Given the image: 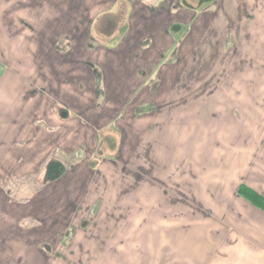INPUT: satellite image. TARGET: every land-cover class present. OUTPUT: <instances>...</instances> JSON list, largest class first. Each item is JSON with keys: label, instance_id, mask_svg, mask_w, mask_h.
<instances>
[{"label": "crops", "instance_id": "0c3cea01", "mask_svg": "<svg viewBox=\"0 0 264 264\" xmlns=\"http://www.w3.org/2000/svg\"><path fill=\"white\" fill-rule=\"evenodd\" d=\"M46 1L38 0V4L31 5L22 0H0V262L6 263L18 261V253L15 252L24 248L20 246L21 249L12 250L13 255H10L6 253L8 247L24 245L25 241L18 242L17 237H12L8 242L5 238L10 217L21 214L18 209L10 208L14 205L19 207L13 199L14 190L8 186L14 179L17 182L21 180L19 174H10L9 171L10 166H17L15 161L26 160L23 166H39V171H36L38 181L43 174L41 169L49 161L59 159L65 166L63 173H55V180H47L50 186L45 192L37 191L38 200L30 204L32 213H35V207L38 209L40 206L38 202L58 208L51 211L54 213L74 214L77 207L87 208L86 192L90 190V182H105L106 178V182L112 181L107 189L120 181L125 188L133 190L130 196L135 192L134 197L152 198L144 189L159 186V192L166 198L216 196L210 178L216 171L213 168L217 167V161L216 156L209 158L210 155L206 154V145H197L195 149L188 142L189 137L183 138L187 141L186 146H182L184 167L177 163L174 170L167 173L168 180L165 178L166 166L164 177L156 173L166 152L164 143L158 138H147L152 137V132L158 127L151 123L154 111L164 109L165 101L172 102L162 99L158 92L163 85L172 84L171 80L182 79V69H186L182 67V59L185 60L186 56L182 55L198 54L204 48L202 41L208 43L212 37L215 39L213 47L203 52L225 43L226 32L219 37L216 26L219 19L213 13L209 14L211 7L201 11L191 7L184 9L182 5L188 0H182L180 7H173V0H130L129 5L134 7L130 13L128 35L122 42L119 40L117 45L108 42L114 41L121 33L120 25L110 26L108 23L109 19L115 20V14L97 13L91 15L90 22L87 17L82 23L87 30L69 33V50L60 52L54 47L56 42L47 45L52 32L50 23L55 15L51 11L48 13ZM55 6L54 3V9ZM69 20L72 23L73 18ZM188 23L190 35L184 34V26ZM8 32L10 34L7 35ZM30 34L31 39L34 37L31 45L26 38ZM186 37L190 41L187 40L185 48ZM231 43L228 38L226 53L230 51ZM28 49L34 58H29ZM61 55L65 61L57 62ZM93 67L98 69L100 78ZM76 71L79 73H74ZM32 84L38 88L29 90L28 94L26 87ZM206 98L216 100L217 97L207 95ZM62 107L75 110L73 117L76 120L70 113L67 117L62 116L59 110ZM209 109L210 106L205 109L202 104L197 116H205ZM248 116V110L241 112L240 150L233 145L228 147L240 156L239 163L237 159L233 162V157L225 158L223 166L228 189L224 193L228 264H264V201L260 208L239 194L242 186L264 197V135H259L261 127L245 126ZM112 118L113 122L109 123ZM73 124L76 125L72 127ZM218 129L225 131L214 126L215 131ZM208 134L215 135L212 131ZM249 140L253 141L251 148ZM84 146L93 151L88 152L87 157L79 158L77 153ZM99 149L100 161L91 167L90 159ZM204 158L209 159L208 165L199 163ZM202 165L206 167L205 175L199 172ZM87 168L93 173H86ZM170 177L176 179L173 184ZM120 182L118 188H122ZM18 187L14 194L23 190ZM105 193L100 197L109 196ZM68 205L73 211L66 210Z\"/></svg>", "mask_w": 264, "mask_h": 264}, {"label": "rangeland", "instance_id": "374dc122", "mask_svg": "<svg viewBox=\"0 0 264 264\" xmlns=\"http://www.w3.org/2000/svg\"><path fill=\"white\" fill-rule=\"evenodd\" d=\"M22 1H27L31 5L38 4V0ZM120 1L119 3L117 0H47L45 3L49 6L45 8L48 9V13L51 11L55 15L54 21L50 23L52 32L47 45L54 41L56 42L54 47L58 51L69 50V33L72 30H87V26L83 27L82 23L87 17L90 22L91 15L97 13L115 14V20L109 19L108 23L110 26L120 25L121 33L114 41L108 42L112 45H117L119 40L122 42L128 35L130 13L134 6L129 5L130 0ZM213 1L215 0H195L194 3L193 0L187 2L184 0L185 4L182 7L196 8L200 11L211 7L209 14L213 13L220 20V23L219 20L216 23L219 37L226 32L225 43L219 45V48L215 46L211 51L203 52L213 47L215 39L212 37L208 43L202 41L204 48H201L198 54L182 55L184 58L186 56L185 60L182 59V67L186 68L182 69V79L176 82L171 80L173 85H163L158 92L162 99L172 102L165 101L164 109L154 111L151 123L154 122L158 127L152 132V137L147 138L153 140L158 138L164 143L166 152L162 155L163 159L156 173L164 177L166 166V179L169 178L167 173H171L177 163L184 167L185 155L182 146L183 144L186 146L187 141H183V138L189 137L188 142L195 149L197 145L202 147L206 145V154L210 155L209 158L216 156L217 161V167L213 168L216 171L210 178L216 196L166 198L159 192L161 189L159 186L151 187L157 190V193L150 187L144 189L152 198L134 197L135 192L134 196H130L133 190L125 188L120 181L122 188H118V182L116 186L111 184L112 188L107 189L112 181L108 183L106 178L105 182L100 180L90 182V190L86 192L89 204L87 208L77 207L74 214L64 211L54 213L51 211L58 208L47 207L46 204L38 202L37 205L40 206L38 209L35 207V213H32L33 207L30 204L38 200L37 191L45 192L50 186L47 179L44 180L46 167L41 169L43 174L38 181L36 171H39V166L36 164L23 166L22 163L26 160L15 161L17 166H10L9 171L11 170L10 174H19L21 180L17 182L14 179L8 186L14 192L17 186L23 190L18 194L12 193L15 197L14 202L19 207L13 204L14 206L10 208L18 209L21 214L19 217H10L7 225L9 230L4 237L8 242L12 237H17L18 242L25 240L24 245H10L6 253L13 255L12 250L15 252L21 249L20 246L24 248L15 252L18 253V261L8 263L5 261L0 264H228L229 257L225 250L226 197H224L228 189L224 181L223 166L225 158L233 157V162L237 159L239 163L240 156L234 154L228 147L233 145L238 147V150L241 148L242 111H249L245 126L261 127L259 135H264V0H217L216 6ZM12 10L13 8L10 9ZM112 10L114 12H111ZM72 18L71 23L69 19ZM189 26V23L184 26V34L190 35ZM232 30L234 37L230 36ZM31 36L30 34L26 37L28 42L34 40V37L30 38ZM189 37L184 40L185 48L188 45L187 40L190 41ZM228 38L232 43L230 51L226 53ZM213 50L219 52L214 53ZM28 51L29 49L26 50L27 54ZM29 55V58L35 57L31 53ZM196 57L197 61L194 62ZM10 61L14 62V59ZM56 61H65L64 55L59 56ZM32 64L38 66L37 63ZM164 82L167 80L164 79ZM37 88L38 86L32 84L26 87V92L29 94V90ZM207 95H216L217 98L216 100L206 98ZM202 104L205 105V109L208 106L210 109L205 116L198 117L197 111L201 110ZM66 110L72 117L76 115L75 110ZM73 119L76 120L75 117ZM31 121L30 119L29 122ZM214 126H220L225 131L220 129L215 131ZM209 131L215 135L208 134ZM251 136L253 137V134ZM249 142L251 148L253 141ZM87 150L88 147L84 146L77 153L79 158L87 157L88 152L93 151L91 148ZM61 160L64 161L63 158ZM207 160L209 161L208 158H204L199 160V163L206 164ZM205 168L202 165L199 169L202 175H205ZM85 172L93 173L88 168ZM114 178L115 176L113 180ZM170 178L173 184L176 179ZM52 191L51 194L54 192ZM105 192L109 196L101 198ZM36 210H39L38 214ZM66 210L73 211L69 205ZM77 211L81 212L76 214ZM30 258L33 259L30 261ZM35 258L38 261H35Z\"/></svg>", "mask_w": 264, "mask_h": 264}, {"label": "flooded vegetation", "instance_id": "af4514ba", "mask_svg": "<svg viewBox=\"0 0 264 264\" xmlns=\"http://www.w3.org/2000/svg\"><path fill=\"white\" fill-rule=\"evenodd\" d=\"M174 1V4L172 5L173 7H177V5H179V7L182 5V0H173ZM213 2H215V4H217L216 2V0L215 1H213ZM173 25V27H175L176 25L175 24H172ZM94 68V70H95V73H96V75H97V77H99L100 78V73H99V71H98V69L96 68V67H93ZM101 94V92L99 91V95ZM60 110V113H61V115L63 116V114L64 113H66V116H64V117H67V115H68V112L66 111V109H64L63 107L61 108V109H59ZM113 120H114V118H112L111 120H109L108 122L110 123H112L113 122ZM108 123V124H109ZM100 154H101V151H100V149L99 150H97L96 152H95V154H94V157H91V159H90V166L91 167H93L94 166V164H96V163H98L99 161H100V158L101 157H99L100 156ZM58 168H59V170H58ZM64 170H65V166L62 164V162H60V160L58 159H55V160H51V161H49L48 162V164L46 165V174H45V176H44V178L45 179H53V180H55L56 178H55V176H56V172L58 171V174L59 173H63L64 172Z\"/></svg>", "mask_w": 264, "mask_h": 264}, {"label": "trees", "instance_id": "16d2710c", "mask_svg": "<svg viewBox=\"0 0 264 264\" xmlns=\"http://www.w3.org/2000/svg\"><path fill=\"white\" fill-rule=\"evenodd\" d=\"M239 194L249 200L253 205L261 208V203L264 201V197L259 195L257 192L241 186L239 188Z\"/></svg>", "mask_w": 264, "mask_h": 264}, {"label": "water", "instance_id": "95a60500", "mask_svg": "<svg viewBox=\"0 0 264 264\" xmlns=\"http://www.w3.org/2000/svg\"><path fill=\"white\" fill-rule=\"evenodd\" d=\"M63 116H66V113H64Z\"/></svg>", "mask_w": 264, "mask_h": 264}]
</instances>
